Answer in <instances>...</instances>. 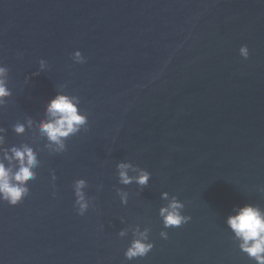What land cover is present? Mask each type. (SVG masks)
I'll list each match as a JSON object with an SVG mask.
<instances>
[{"label": "water", "instance_id": "1", "mask_svg": "<svg viewBox=\"0 0 264 264\" xmlns=\"http://www.w3.org/2000/svg\"><path fill=\"white\" fill-rule=\"evenodd\" d=\"M0 264H264V0H0Z\"/></svg>", "mask_w": 264, "mask_h": 264}]
</instances>
